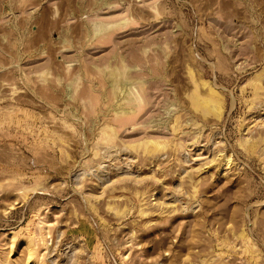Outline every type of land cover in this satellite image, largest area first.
Listing matches in <instances>:
<instances>
[{
    "label": "rangeland",
    "instance_id": "rangeland-1",
    "mask_svg": "<svg viewBox=\"0 0 264 264\" xmlns=\"http://www.w3.org/2000/svg\"><path fill=\"white\" fill-rule=\"evenodd\" d=\"M0 264H264V0H0Z\"/></svg>",
    "mask_w": 264,
    "mask_h": 264
},
{
    "label": "bare ground",
    "instance_id": "bare-ground-1",
    "mask_svg": "<svg viewBox=\"0 0 264 264\" xmlns=\"http://www.w3.org/2000/svg\"><path fill=\"white\" fill-rule=\"evenodd\" d=\"M123 73H125V72H123ZM119 75V74H118ZM123 77V76H122ZM120 78V77H119ZM121 82V81H120ZM121 84V83H120ZM196 100V102L198 101L197 99H195ZM213 105V106H212ZM211 106H210V111H212L213 113L214 112H217V109H216V106L214 105V104H212ZM206 110V109H205ZM207 111V110H206ZM128 116V115H127Z\"/></svg>",
    "mask_w": 264,
    "mask_h": 264
}]
</instances>
